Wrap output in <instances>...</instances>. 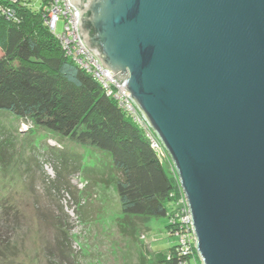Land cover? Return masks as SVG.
Listing matches in <instances>:
<instances>
[{
  "label": "water",
  "instance_id": "obj_1",
  "mask_svg": "<svg viewBox=\"0 0 264 264\" xmlns=\"http://www.w3.org/2000/svg\"><path fill=\"white\" fill-rule=\"evenodd\" d=\"M187 197L203 264H264V0H71Z\"/></svg>",
  "mask_w": 264,
  "mask_h": 264
},
{
  "label": "trees",
  "instance_id": "obj_2",
  "mask_svg": "<svg viewBox=\"0 0 264 264\" xmlns=\"http://www.w3.org/2000/svg\"><path fill=\"white\" fill-rule=\"evenodd\" d=\"M29 1L10 4L0 0L15 11L14 17L8 18L0 10V114L21 120L30 131L45 128L103 152L109 160L107 170L119 175L115 184L123 217L138 221L141 229L149 219L165 217L173 236L176 227L170 221L175 218L177 225L180 222L179 179L129 112L67 54L60 39L45 25L47 0L34 1L41 7L29 5ZM14 136L15 131L0 121V148L7 143L15 150ZM59 156L62 166L69 165L70 154ZM95 168L102 166L95 163ZM56 178L48 180V186H55L57 193L69 189L62 185L61 175ZM178 247L179 243L167 252H158L155 264H201L198 256L183 255Z\"/></svg>",
  "mask_w": 264,
  "mask_h": 264
},
{
  "label": "rangeland",
  "instance_id": "obj_3",
  "mask_svg": "<svg viewBox=\"0 0 264 264\" xmlns=\"http://www.w3.org/2000/svg\"><path fill=\"white\" fill-rule=\"evenodd\" d=\"M0 121L15 131L16 145L0 148V264H155L158 252L177 244L167 218H151L141 229L123 217L119 175L107 170L103 152L45 128L30 131L6 113ZM63 152L69 165L61 164ZM59 175L68 194L48 186Z\"/></svg>",
  "mask_w": 264,
  "mask_h": 264
},
{
  "label": "built area",
  "instance_id": "obj_4",
  "mask_svg": "<svg viewBox=\"0 0 264 264\" xmlns=\"http://www.w3.org/2000/svg\"><path fill=\"white\" fill-rule=\"evenodd\" d=\"M8 3H17L20 0H5ZM46 0H40L44 3ZM40 4V3H39ZM35 3L34 7H41ZM44 5V4H43ZM45 14L44 22L48 26L49 30L54 33L63 44L67 54L73 56L76 62L84 67L94 78H97L101 83L103 89L107 94L111 95L125 111L129 112L132 116L133 121L141 126L146 135H148L151 146L158 152L160 158L168 163L170 169L178 178L177 170L173 164L171 158H169L165 147L162 145L159 137L155 135L154 131L150 125L143 119L141 112L138 111L134 101L131 99L130 94L125 89V86L118 85L112 78V73L107 69L105 70L101 65L99 60L95 55H92L84 43L81 42L80 35L78 32V18L79 11L74 8L71 0H47L45 2ZM0 10L10 17H14L15 11L10 5H5V3H0ZM57 144V143H55ZM48 167V165H46ZM179 179V178H178ZM82 188H85L82 181L79 180L77 184ZM181 185V184H180ZM78 186V187H79ZM64 193L68 194L67 190H62ZM181 195L177 200L179 206L180 216L178 225L176 224V219H172L170 222L176 227L174 235L177 237L179 243L178 250L182 252L183 255L188 256H199L198 251L194 248L196 241L195 230L192 225V219L190 216V208L187 206V197L183 188L181 187ZM201 262V260H200ZM201 264H203L201 262Z\"/></svg>",
  "mask_w": 264,
  "mask_h": 264
},
{
  "label": "clouds",
  "instance_id": "obj_5",
  "mask_svg": "<svg viewBox=\"0 0 264 264\" xmlns=\"http://www.w3.org/2000/svg\"><path fill=\"white\" fill-rule=\"evenodd\" d=\"M170 158V157H169ZM172 160V159H171ZM174 164V163H173ZM177 170V169H176ZM177 175H178V173H177ZM179 178V177H178ZM181 183V182H180Z\"/></svg>",
  "mask_w": 264,
  "mask_h": 264
}]
</instances>
